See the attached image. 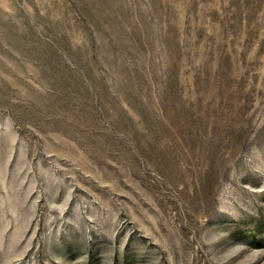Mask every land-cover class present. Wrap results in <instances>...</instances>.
Segmentation results:
<instances>
[{
  "label": "rangeland",
  "instance_id": "1",
  "mask_svg": "<svg viewBox=\"0 0 264 264\" xmlns=\"http://www.w3.org/2000/svg\"><path fill=\"white\" fill-rule=\"evenodd\" d=\"M0 264H264V0H0Z\"/></svg>",
  "mask_w": 264,
  "mask_h": 264
}]
</instances>
